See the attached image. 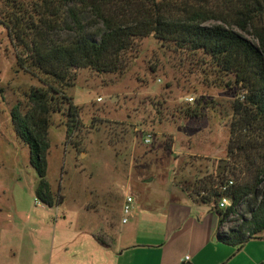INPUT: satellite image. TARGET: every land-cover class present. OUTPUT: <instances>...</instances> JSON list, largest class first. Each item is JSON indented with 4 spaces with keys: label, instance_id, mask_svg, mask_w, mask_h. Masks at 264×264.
Here are the masks:
<instances>
[{
    "label": "rangeland",
    "instance_id": "rangeland-1",
    "mask_svg": "<svg viewBox=\"0 0 264 264\" xmlns=\"http://www.w3.org/2000/svg\"><path fill=\"white\" fill-rule=\"evenodd\" d=\"M19 1L32 9L36 0ZM9 8L7 0H0V12ZM7 33L0 24V264H19L28 255L22 232L29 212L45 213L37 204L50 209L46 211L51 219L67 212L89 223L91 189L108 191L115 209L128 185L145 190L179 187L177 182L186 175L202 177L226 157L228 108L236 89H228L224 80L211 74L199 56L153 37L141 39L122 73L72 71V86L63 92L79 107L82 127L72 130L68 139L69 105L51 114L45 178L62 201L48 206L37 194L39 174L11 117L15 106L22 114L29 109L30 92L42 84L20 68V48ZM188 96L206 99L203 116L174 113L176 107L188 105ZM146 131L152 134L149 144L144 143ZM103 200L101 196L100 204ZM238 215L225 224L228 231L240 223L241 215L249 217L245 205Z\"/></svg>",
    "mask_w": 264,
    "mask_h": 264
},
{
    "label": "trees",
    "instance_id": "trees-1",
    "mask_svg": "<svg viewBox=\"0 0 264 264\" xmlns=\"http://www.w3.org/2000/svg\"><path fill=\"white\" fill-rule=\"evenodd\" d=\"M32 9L7 0L0 24L16 42L18 65L39 78L30 92L31 106L11 111L17 136L29 147L39 174L37 194L48 206L62 201L45 176L51 114L69 105L72 130L82 127L79 107L63 90L75 69L122 73L141 39L153 37L187 55L236 89L229 105L226 157L202 177L186 175L177 185L201 203H213L217 238L241 249L264 237V0H36ZM64 33L65 37L61 34ZM206 99L176 107L186 118L203 116ZM161 105V104H158ZM122 123H116L120 125ZM131 128V126H129ZM182 174L184 168L179 167ZM232 181L226 190L222 188ZM227 197L230 206L219 208ZM245 205L237 226L223 227Z\"/></svg>",
    "mask_w": 264,
    "mask_h": 264
},
{
    "label": "crops",
    "instance_id": "crops-1",
    "mask_svg": "<svg viewBox=\"0 0 264 264\" xmlns=\"http://www.w3.org/2000/svg\"><path fill=\"white\" fill-rule=\"evenodd\" d=\"M157 189L128 185L115 209L108 191L91 189L89 223L67 212L51 219L50 209L37 204L45 213L34 209L26 216L22 233L28 255L19 264H264V237L241 249L222 243L214 204L174 185ZM127 196L133 210L123 223ZM223 231L229 234L225 225Z\"/></svg>",
    "mask_w": 264,
    "mask_h": 264
},
{
    "label": "built area",
    "instance_id": "built-area-1",
    "mask_svg": "<svg viewBox=\"0 0 264 264\" xmlns=\"http://www.w3.org/2000/svg\"><path fill=\"white\" fill-rule=\"evenodd\" d=\"M99 101L101 100L100 98L98 99ZM186 102L189 103V104H192L195 100L193 97L191 96H188L186 97ZM148 131H146V134L145 135V138H144V143L145 144H149L150 143V139L152 137V134L149 132L147 133ZM233 182L232 181H229L227 185H225L222 189L223 190H226V188L230 185H232ZM132 202H133V198L130 197V196H127L126 198V202L123 204L122 206V213H123V223H126L127 222V219L128 217L130 216L132 210H133V206H132ZM230 206V200L227 198V197H221L219 199V208L221 209H224L226 207ZM189 257H185V260H188Z\"/></svg>",
    "mask_w": 264,
    "mask_h": 264
}]
</instances>
